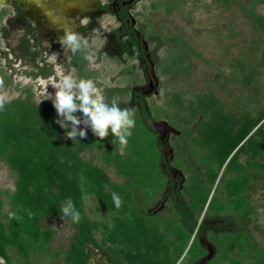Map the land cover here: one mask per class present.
Wrapping results in <instances>:
<instances>
[{"label":"trees","instance_id":"trees-1","mask_svg":"<svg viewBox=\"0 0 264 264\" xmlns=\"http://www.w3.org/2000/svg\"><path fill=\"white\" fill-rule=\"evenodd\" d=\"M213 1L231 5V0ZM263 1L240 4L264 37V15L256 11ZM184 3L152 0L150 6L170 14ZM166 38L164 57L158 55L159 46L154 48L156 70L160 77L179 81L190 73L194 56L203 54L179 32ZM88 54L89 47L72 54L76 78L95 76L84 58ZM231 64L233 69L217 80L220 91L235 94L228 84L240 82L241 93L230 101L216 88H176L165 92L162 103L150 100L148 109L143 105L142 116L137 106L122 100L132 86L101 90L108 102L115 97L118 106L134 114L135 127L125 146L111 132L100 140L90 128L86 139L67 138L56 123L52 100L37 101L31 86L7 100L0 110V166L5 163L15 176V188L0 185V257L5 264H42L53 255L56 229L48 221L67 217L61 206L69 199L81 221L67 217L76 232L68 247L57 252L62 264H87L86 244L100 248L111 264H199L208 253L202 235L215 248L204 264H264V246L253 234L257 210L251 200L252 187L264 186V87L259 83L264 56ZM148 112L153 119L166 117L179 131L172 165L185 177L180 188H173L171 169L163 166V144L147 123ZM85 151H97L102 164L86 159ZM111 167L122 181L111 177ZM113 192L122 200L120 208ZM87 197L93 199L95 216L87 210ZM162 200L164 206L157 210ZM203 215L225 218L232 227L223 228L225 222L218 224L220 229L210 227L200 222Z\"/></svg>","mask_w":264,"mask_h":264},{"label":"rangeland","instance_id":"rangeland-1","mask_svg":"<svg viewBox=\"0 0 264 264\" xmlns=\"http://www.w3.org/2000/svg\"><path fill=\"white\" fill-rule=\"evenodd\" d=\"M151 1L141 0L136 8L140 13L138 19L149 40L150 49L159 46L158 55L164 57L168 44L166 35L172 31L183 34L203 56H194L190 73L188 75L185 73L179 81H174L172 77L162 76L160 92L158 95H153L150 100L162 103L165 92L176 88L203 92L209 88H216L217 93L229 101L239 95L241 93L240 82L236 85L228 84L238 94L230 90L220 91L221 89H218L220 83L217 80H223L220 74L233 69L231 63L236 59L251 56L256 61L262 60L264 56V37L254 27L246 10L242 8L240 0H231L230 6L222 2L216 3L213 0H185L183 5L170 14H167L162 7L152 8ZM256 11L264 15V1L258 4ZM98 21L101 28H92L84 34V38L90 44L89 68L95 73L91 79L100 91L113 86H133L137 78L142 79L141 72L135 68L136 72L130 73L127 65L136 64V59L125 58L122 53L119 58H114L109 56V50L103 51L109 37L108 34L113 36V27L117 24L112 17L106 15ZM18 31L19 28L15 27L6 36L0 35V67L3 70L0 72V81L3 82L0 86V95H5L7 100H10L19 96L22 88L31 86L35 99L44 101L49 98L45 95L46 90L49 95L54 96L55 86L63 76L67 74L74 76L72 53L62 47L59 41L44 40L42 45L35 44L33 38L26 41L21 36L24 35V30ZM29 37L31 38L30 35ZM262 70L259 83L264 87V67ZM129 97L130 91L122 97V100L129 101ZM83 156L102 164L97 151H85ZM108 171L112 178L122 181L123 178L116 174L114 168H108ZM0 185L3 189L11 191L15 188V176L5 163L0 166ZM251 200L257 210L253 234L256 241L264 246V186L252 187ZM86 207L91 216L96 215L91 197H87ZM6 209H8V204H6ZM205 217V215L201 217V223ZM48 223L56 229L51 244L53 255L46 257L42 264H62V255L57 252L68 247L76 230L67 217L59 220L51 218ZM215 227L220 229L218 225ZM231 227V223H226L223 228L230 229ZM86 247L90 248V260L87 264H111L100 248L94 244H86ZM0 264H5V259L2 257H0Z\"/></svg>","mask_w":264,"mask_h":264},{"label":"flooded vegetation","instance_id":"flooded-vegetation-1","mask_svg":"<svg viewBox=\"0 0 264 264\" xmlns=\"http://www.w3.org/2000/svg\"><path fill=\"white\" fill-rule=\"evenodd\" d=\"M38 1L41 3V7L39 8L37 7ZM38 1L0 0V35H2V37L6 36L15 27H18L19 31L21 29L24 30V35H21L24 40L28 41V39L33 38L35 39V44L38 45L40 43L42 45V41L44 40L58 41V37L63 35V32L59 31V29L63 28L62 25L73 26L72 29L84 36V34L89 32V30H85V27L88 26L91 21L92 13L96 15L94 18L97 19H101L104 15L112 17L117 24L113 27V38L118 45V49H109L107 47V39L105 43L106 47L103 48V51L107 52V50H109V56L114 58H119L120 53H122L125 58L129 59L130 57L136 59L137 63L127 65V68L130 73H135V68H137L141 72L142 79H136V83L130 90V98L127 105L129 107L137 106L143 116L144 112L142 106L144 105L146 109L149 108L148 101H150L153 95L159 94L162 79L156 70L157 54L154 51L155 49H150L149 40L146 38L143 25H140L141 23L138 19L140 13L136 8L141 0ZM43 24L47 25L46 29L43 27ZM156 91L158 92L155 93ZM163 119L168 121L166 117L162 119H153L152 114L148 112L147 123L151 125L154 131V123ZM168 123L170 124L169 121ZM157 133L159 140L163 144L165 157L163 166H168L171 169L174 178L173 188H178V185L180 188L182 187L185 177L180 169L172 165V161L174 160V148L172 144L175 140L174 136L179 135V133L168 130L163 139H160V133ZM171 189L172 187L169 188L170 191ZM164 201L165 200L161 201L162 203L157 210H160L164 206ZM214 220H217V222L212 223ZM224 222L225 225L228 223L225 218L207 219L206 217L203 221V223L208 224L210 227H215V225ZM201 238L208 240L205 236ZM206 248L208 249V247ZM208 254L209 249L207 255Z\"/></svg>","mask_w":264,"mask_h":264},{"label":"clouds","instance_id":"clouds-1","mask_svg":"<svg viewBox=\"0 0 264 264\" xmlns=\"http://www.w3.org/2000/svg\"><path fill=\"white\" fill-rule=\"evenodd\" d=\"M63 35L58 37L62 47L72 54L90 47L89 41L71 27L59 29ZM89 59L87 55L84 57ZM0 81V86H2ZM55 94L45 95L52 100L58 119L56 123L66 130V137L71 140L77 138L86 139L87 130L100 140L111 135L121 146L128 143V137L132 135L131 129L135 127L134 114L128 108L118 106L115 97L111 102L106 100L104 94L97 88L92 79L76 78L72 74L64 75L55 86ZM7 97L0 95V110L4 109ZM79 113V115H77ZM83 125V127H81ZM112 199L117 208L121 207L120 196L113 192ZM64 216L71 218L74 223L81 221V214L76 210L71 199L61 206Z\"/></svg>","mask_w":264,"mask_h":264},{"label":"water","instance_id":"water-1","mask_svg":"<svg viewBox=\"0 0 264 264\" xmlns=\"http://www.w3.org/2000/svg\"><path fill=\"white\" fill-rule=\"evenodd\" d=\"M158 91H156L155 93H157ZM154 129L156 132H159L160 134V139L164 138V135L167 133L168 130H171L174 133H179V131L177 129H175L173 126H171L167 120L163 119L160 120L158 122L154 123ZM201 243L203 246L208 247L209 249V254L204 256L201 260H200V264H204V262L209 259L215 252V249L213 247V245L208 241V240H204L201 238Z\"/></svg>","mask_w":264,"mask_h":264},{"label":"bare ground","instance_id":"bare-ground-1","mask_svg":"<svg viewBox=\"0 0 264 264\" xmlns=\"http://www.w3.org/2000/svg\"><path fill=\"white\" fill-rule=\"evenodd\" d=\"M34 1H38V0H34ZM38 8L39 7H41V3H40V1H38V6H37ZM92 13V12H91ZM91 17H92V19H91V21L89 22V24H88V26H86L85 27V30L86 31H88V30H91L92 28H95V27H99V28H101V26H100V23H99V19H97V18H94V17H96V15L95 14H91ZM43 27L46 29L47 28V25L46 24H43ZM62 27L63 28H67V27H71V28H73V26H68V25H62ZM112 34H108V43H107V47L109 48V49H113V50H117L118 49V45H117V43L115 42V40H114V38H113V36H111ZM215 222H217V220H214V221H212V223H215Z\"/></svg>","mask_w":264,"mask_h":264}]
</instances>
